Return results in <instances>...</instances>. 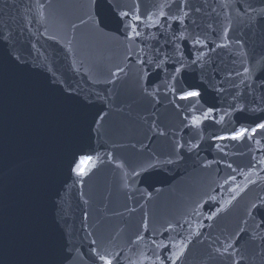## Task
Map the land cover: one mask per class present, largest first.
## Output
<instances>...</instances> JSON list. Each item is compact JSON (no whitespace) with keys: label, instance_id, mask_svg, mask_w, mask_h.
<instances>
[{"label":"water","instance_id":"1","mask_svg":"<svg viewBox=\"0 0 264 264\" xmlns=\"http://www.w3.org/2000/svg\"><path fill=\"white\" fill-rule=\"evenodd\" d=\"M165 2L114 0L121 10L147 14L139 26L144 42L133 45L114 20L97 31L96 21L107 12L97 0H0V25L10 24L13 34L8 45H0V264H91L92 240L108 253L122 252L120 264H159L168 244L167 264L177 256V264H227L210 259L209 252L223 250L241 230L246 234L238 251L232 250L235 258L264 264V229L257 227L264 208L254 212L252 207L264 201V133L243 141L213 139L255 118L250 112L233 113L229 105L264 107L259 87L264 73L257 70L251 78L244 73L252 66L244 53L254 49L257 57L264 55V43L244 35V0H193L203 6L192 18L201 25L197 32L206 30L209 47H194L192 39L180 42L176 56L183 64L197 58L199 63L178 83L166 78L171 64L153 74L150 79L159 82L161 93L157 104L156 88L146 96L137 83L139 61L125 55L135 47L143 58L155 44L151 36L158 29L150 25L161 21ZM248 3L249 15L264 8V0ZM185 23L187 37L195 26ZM237 38L248 41L247 49ZM212 41L230 47L212 50ZM8 52L21 57L19 63ZM117 67L126 74L113 77ZM202 67L208 77L202 99L176 101V107L173 86L199 84ZM213 105L218 111L205 120L203 113ZM101 112L106 115L96 123ZM185 116L188 125L201 123L186 128ZM221 143L223 152L217 150ZM193 144L199 148L189 151ZM174 145H184V151ZM76 152L99 157L95 166L88 165L83 183L69 171ZM133 170L142 174L134 176ZM137 232L144 239L134 248L128 241L135 243ZM156 244L161 248L154 256Z\"/></svg>","mask_w":264,"mask_h":264},{"label":"snow or ice","instance_id":"2","mask_svg":"<svg viewBox=\"0 0 264 264\" xmlns=\"http://www.w3.org/2000/svg\"><path fill=\"white\" fill-rule=\"evenodd\" d=\"M42 2V0H41ZM97 2L107 9V12L104 15H101L100 18L96 21L97 31L102 28L107 27L108 23L114 20L117 25L120 35L124 37L130 44H133L136 41L144 42V33L139 31L140 24L143 23L142 17L147 15L146 13H141L135 11L133 9L121 10L120 7L114 3V0H97ZM244 3L248 4V8H252V5L248 3V0H244ZM201 6H195L193 4V0H166L165 4L159 11V16L161 18L160 22H157L154 25H150V27H155L158 29L157 33L152 34L151 39L155 41L147 51H144L143 58H141L140 53L135 51V47L126 50L125 59L132 60L133 55L136 60L139 61V67L137 69V83L140 84L141 92L150 96L151 93L148 91L149 88H156V96L154 97L155 102L157 104L160 103V91L158 87V81L151 80L150 77L153 74H158L163 71L164 68L168 67L170 64L172 66V72L166 74V78H171L179 82L180 78L183 76V73L187 70V68L197 65L199 63V58L191 61L190 65H184L182 59L176 56V53L181 52L180 42H187L189 39L195 41L194 47H199L203 49L205 47H209V44L206 41H209V36L205 31L197 32L196 29L200 28L201 25L197 23L195 19H193L194 14H198L202 11ZM248 8H244L240 5V10L247 16L246 27L248 31L244 34L246 37L251 33V37L255 39H259L262 43H264V8L252 9L253 15L248 14ZM164 9H167L165 11ZM191 21V25H194L193 31L189 36H185L184 33L188 31L189 25L185 23V21ZM167 21H171L172 24L178 25V28H173L172 24L166 23ZM210 27V26H209ZM5 29L8 31V35L5 34ZM171 29V31H169ZM233 30L229 29L226 34L229 39H231V32ZM130 33H132L130 35ZM213 36L217 35L215 30L212 33ZM13 39L11 25L7 22L0 25V45H8ZM161 40L163 41L161 43ZM237 44L241 45V47L247 49L248 41L242 38H237L235 41ZM213 48L215 49H227L230 45L224 44H215L212 41ZM171 49V51H169ZM132 53V55H128L127 53ZM10 59L15 60L17 63L21 60V57H13L11 52L5 53ZM244 55L250 57L251 67H245L244 73L251 78L252 74L257 70H260L264 73V55L259 57L256 56L255 51L253 49L252 52H245ZM151 57V58H149ZM181 65L180 67H176V65ZM148 66L147 71L145 72V66ZM155 67L156 73H153L152 68ZM121 74H126V69L123 67H117L115 72H112L113 77H118ZM239 74V73H238ZM201 79L199 84H187L186 87L177 88L175 85L172 88V95L174 96V100L171 101L175 104L176 107H180V105L176 104V101H193L196 99H202V86L205 84L208 79L207 74L203 71V67L201 68ZM143 82V83H141ZM108 83H114V80H109ZM166 86V85H165ZM260 89H264V83L260 84ZM214 91L216 89H213ZM255 90V89H254ZM99 95V94H98ZM165 97L167 94H164ZM261 101H264V95L260 97ZM252 104L256 103L255 97L251 101ZM229 108L232 109V112H250L255 117L252 119L247 126L237 125L231 131L221 134L214 135V140L223 141H243L248 139H255L256 136L264 133V107H260L257 105V108L249 107V104L246 102L244 107L236 108V106L229 105ZM257 109H259V115H257ZM218 111L216 107L209 106L207 110L203 113L205 120H207L210 116ZM219 111H225L224 109H219ZM106 113L101 112L98 113L96 123H100L103 121ZM225 115H230V113L225 111ZM188 116L184 117V123L186 128L196 127L201 122L193 121L192 125L187 124ZM225 119L224 115L219 117V122H223ZM216 122V121H214ZM160 135H164V132H160ZM259 143V141H257ZM179 147L181 152L184 151V145H174L175 147ZM199 148V145L193 144L192 148L188 149L189 151H195ZM219 152L224 151V145H221L217 149ZM181 152H176V155L179 157ZM94 160H99L98 156H93L92 154H88L85 152H76L72 154V158L69 161V171L72 176L77 178L76 183H83V178L88 175L91 170L88 165H94ZM169 163H173L174 161H168ZM210 166V165H208ZM229 168L232 167L231 164L227 165ZM121 167V165H118ZM150 167H155V165H150ZM149 169H144V171H148ZM142 173L135 172L133 170L132 175L140 176ZM128 185L126 184L125 187ZM87 203V201H85ZM254 212H259L260 209L264 208V201L260 204L252 205ZM218 214V213H217ZM88 214L84 213V219H87ZM209 219H214V216H209ZM259 229H264V215L260 216V223L257 225ZM145 231H147V226L142 225ZM246 234V230H241V235L236 237L232 243H229L226 247L215 248L209 252L210 259H217L222 261H227V264H243V257L240 260H237L236 252L232 250L238 251V245L240 238ZM204 235L203 231L197 233V238L202 237ZM170 241L173 239L170 235L167 237ZM144 237L140 236L139 232L136 233V242L133 243L131 239H129L128 243L133 244V247L136 248L139 246V242L142 241ZM262 244L260 246V252L264 255V237H261ZM255 243V240L252 241ZM155 243V242H154ZM92 247H90L87 256L91 261V264H120V257L123 253H108L106 249L103 248L102 244L98 243L96 240L91 241ZM157 248H161V245L156 244L155 247L151 249L152 254L157 255ZM171 248V244L163 245V248L160 253L159 264H167L169 261V257L164 256L163 252L168 251ZM130 259V258H129ZM180 259L179 256L176 257L175 260L171 261V264H177V261Z\"/></svg>","mask_w":264,"mask_h":264}]
</instances>
